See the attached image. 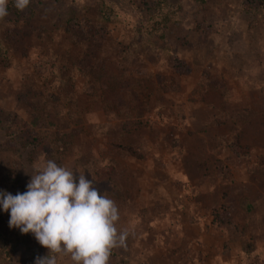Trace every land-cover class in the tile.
Instances as JSON below:
<instances>
[{
	"label": "rangeland",
	"instance_id": "rangeland-1",
	"mask_svg": "<svg viewBox=\"0 0 264 264\" xmlns=\"http://www.w3.org/2000/svg\"><path fill=\"white\" fill-rule=\"evenodd\" d=\"M7 10L0 191L24 193L33 165L54 160L116 202L129 236L108 264H264L260 0H30L23 11L9 0ZM80 22L105 31L90 72L78 65ZM9 219L0 206V264L48 254Z\"/></svg>",
	"mask_w": 264,
	"mask_h": 264
},
{
	"label": "clouds",
	"instance_id": "clouds-1",
	"mask_svg": "<svg viewBox=\"0 0 264 264\" xmlns=\"http://www.w3.org/2000/svg\"><path fill=\"white\" fill-rule=\"evenodd\" d=\"M8 2L0 0V20L8 15ZM13 4L23 11L30 0ZM95 183L93 176L87 179L85 172L49 159L33 165L24 193L0 191L9 227L31 232L48 249L35 264H58V256H70L74 264H108L112 249L126 246L129 232L116 226L118 206Z\"/></svg>",
	"mask_w": 264,
	"mask_h": 264
},
{
	"label": "trees",
	"instance_id": "trees-1",
	"mask_svg": "<svg viewBox=\"0 0 264 264\" xmlns=\"http://www.w3.org/2000/svg\"><path fill=\"white\" fill-rule=\"evenodd\" d=\"M197 1H204V0H197ZM262 6L264 7V0H260ZM8 9L11 11L12 9L10 7H8ZM72 27V31L73 33H75L80 39L81 41H83L86 44V53L85 56L82 60V62L78 63L80 69H82L85 72H90V63L92 62L93 59L96 58L100 48H101V43H102V39H104V32L103 30H98L97 28H92L91 25L89 24V22H80V24L78 25H73ZM177 64H175L176 69L179 73L181 74H186L189 73L191 71L190 66L186 65L183 60L179 59L176 62ZM102 85L103 88L107 89L106 86V81H101L100 83ZM115 90H111V92L113 93ZM238 141V140H237ZM236 145L235 147L237 148H241V145L239 142H234ZM233 146V145H232ZM123 149H128L130 147H124L122 146ZM47 152V151H46ZM51 153V149L48 150L47 152V156L49 157L50 153ZM41 154L39 153L37 155V157H35L34 159L36 160ZM102 180L104 178H101ZM95 186L97 187V189L100 191L98 184L95 183Z\"/></svg>",
	"mask_w": 264,
	"mask_h": 264
}]
</instances>
